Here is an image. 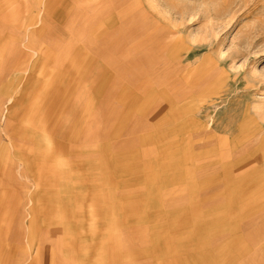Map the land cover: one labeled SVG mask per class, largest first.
<instances>
[{"label":"crops","instance_id":"0c3cea01","mask_svg":"<svg viewBox=\"0 0 264 264\" xmlns=\"http://www.w3.org/2000/svg\"><path fill=\"white\" fill-rule=\"evenodd\" d=\"M130 8L131 0H0V72L5 73L0 79L7 81L0 85V102L23 105L16 110V129L21 123L33 136L41 125L39 108L25 125L31 105H82L75 122L79 129L68 133L74 143L62 144L49 133L59 155L48 162L43 184L32 175L31 138L23 137L26 145L12 139L15 150L0 145V152L30 169L33 188L27 225L16 219L12 226L4 216L15 212L4 206L1 188L0 264H264V197L254 190L256 184L244 187L246 175L257 172H239L243 158L210 156L217 150L212 142L191 143V107L180 112L174 101L176 112H162L165 106L161 112L139 110L146 104L154 108L167 90L155 85L143 94L124 81L126 72L164 63L155 35L132 32V24L139 23ZM142 40H150L154 50L141 53ZM177 51L172 48L168 56L176 52L179 58ZM171 96L166 98L172 101ZM116 103L139 108L94 110ZM90 117L118 122L97 135L93 131L88 148L77 143L86 137L83 121ZM10 162L13 174L18 165ZM191 166L200 174L187 200L179 188L148 190L152 177L158 189L181 185ZM171 201L178 202V214L165 213L168 219L159 220L164 227L152 225L148 215L163 214ZM176 232L183 238L166 239Z\"/></svg>","mask_w":264,"mask_h":264},{"label":"rangeland","instance_id":"374dc122","mask_svg":"<svg viewBox=\"0 0 264 264\" xmlns=\"http://www.w3.org/2000/svg\"><path fill=\"white\" fill-rule=\"evenodd\" d=\"M131 5L132 8L127 9V12L132 18L137 17L134 22L139 23V26L132 24V32L139 31L141 37L146 34L149 39L151 34L155 35V49L163 53L164 63H158L153 68L146 67L145 64L146 68L143 66L138 73L126 72L124 81L131 91L134 87L139 93L147 94L150 86L157 85L167 90L166 96L172 95L175 98L169 101L162 93V99L154 104V108L146 104L139 110L150 112L153 109V112H161L160 108L165 106L162 112H176L178 105L180 112H187L191 107V143L195 146L214 143L216 154L212 151L208 154L218 155L215 157L218 160L243 158L245 161L239 164L237 170L243 174L249 171L257 172L256 177L248 178L250 174L246 175L244 187L254 183V190L264 197V148L261 150V146H264V0H131ZM139 42L142 43L141 46L145 44L141 53L154 50L150 40ZM129 46L133 45H127L126 48ZM172 48L174 51L178 50L179 58L176 57V52H173L171 57L168 56ZM3 74L5 73L0 72V76ZM173 80L179 82L178 87ZM172 82L174 87H171ZM6 83L7 81L0 79V85ZM81 106L31 105L25 125L34 121L36 116L33 115L38 108L41 115L37 114V117H42L37 120L42 123L33 136H28L26 128L22 129L20 123L18 131L17 122L14 121L16 110H23V105L0 102V145L8 143L7 147L15 150L17 147L12 143V139L23 145V137L26 141L31 138L35 142L32 175L38 177L39 183L43 184V172L47 170L48 162L55 160L59 155L53 148L55 142L51 140L49 133L51 131L57 142L69 145L72 141L67 139L68 133L76 127L75 122L80 121L77 118ZM135 107L139 108L138 104H135ZM88 109L89 105H84L83 112ZM125 109L133 110L127 109L124 103L101 104L94 108L95 111L112 113L123 112ZM44 115L49 119L44 118ZM114 122L118 120L88 118L83 121L86 137H81L77 144H91L93 131L97 135L98 129L101 132L105 127L113 126ZM24 152L28 151L25 149ZM13 159L18 166L14 165L12 174L10 161ZM206 167L211 171L212 166ZM29 170L23 167L22 163L20 165L18 157L4 150L0 152V191L2 188L4 206L15 212L13 216H4L9 225L16 219H19L20 224L28 223V197L29 192L33 190L31 179L28 178ZM197 171L198 168L191 166V169L186 171L190 172V175L181 181V185L170 188L162 186L158 189L157 182L152 177L148 190L162 192L177 191L179 188L181 197L186 199L187 195L191 194V183L199 177L200 173ZM230 175L234 177L236 172L230 171ZM177 203L171 201L173 206L166 207V210L163 208V214H149V222L156 227H164L159 220L163 217L168 219L165 217L168 212L177 215ZM262 203L264 199L261 200ZM40 218L41 216L38 220ZM165 228L170 231L172 223L166 224ZM183 236L177 232L170 233L166 239H178ZM24 237L25 234H21L19 238ZM150 238L153 237L150 235Z\"/></svg>","mask_w":264,"mask_h":264},{"label":"bare ground","instance_id":"6f19581e","mask_svg":"<svg viewBox=\"0 0 264 264\" xmlns=\"http://www.w3.org/2000/svg\"><path fill=\"white\" fill-rule=\"evenodd\" d=\"M136 5V4H135ZM264 148V146H261V150Z\"/></svg>","mask_w":264,"mask_h":264}]
</instances>
